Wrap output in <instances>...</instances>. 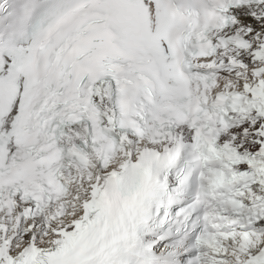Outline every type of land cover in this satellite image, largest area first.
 <instances>
[{"label": "snow or ice", "instance_id": "6c2138e0", "mask_svg": "<svg viewBox=\"0 0 264 264\" xmlns=\"http://www.w3.org/2000/svg\"><path fill=\"white\" fill-rule=\"evenodd\" d=\"M0 264H264V0H0Z\"/></svg>", "mask_w": 264, "mask_h": 264}]
</instances>
